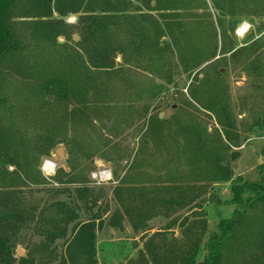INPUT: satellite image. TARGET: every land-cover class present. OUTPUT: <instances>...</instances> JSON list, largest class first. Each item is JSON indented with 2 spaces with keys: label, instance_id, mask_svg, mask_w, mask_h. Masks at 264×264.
<instances>
[{
  "label": "trees",
  "instance_id": "trees-1",
  "mask_svg": "<svg viewBox=\"0 0 264 264\" xmlns=\"http://www.w3.org/2000/svg\"><path fill=\"white\" fill-rule=\"evenodd\" d=\"M211 6L222 15L264 17V0H211ZM198 9H207L203 0L193 8L187 0H0V264H98L97 234L105 226L121 231L124 221L143 242L136 264H264V163L257 169V181L233 179L223 158L210 156L208 141L194 127L180 130L183 143L175 163L184 159L188 165L187 175L181 178L230 182V204L235 210L219 221L215 232H207L202 213L205 188L199 193L190 185L118 187L112 191L118 207L105 221L108 206L101 207L102 194L76 173L59 171L52 178L58 185L52 195L66 196L64 201L54 198L37 208L27 205L22 196L23 187L45 184L40 176L32 175L30 161L34 152L47 157L53 141L41 135L31 142L26 139L19 117L25 122L28 119L5 96L6 83L19 77L53 95L62 94L72 82L85 90L98 83L106 97L104 81L115 82L119 77L121 84L137 91L139 87L119 76L114 60L117 55L126 65L128 58L135 57L136 70L172 83L171 55L188 75L215 59L218 41L214 25L202 13L194 12ZM144 11L157 12L160 20ZM68 16L77 18L79 41L66 43L60 51L56 41ZM221 23L217 22L221 49L226 51V30ZM199 29L205 31L206 42L197 49L189 41ZM233 50L231 56L240 48ZM145 51L158 54V60L146 59ZM221 77L206 103L191 99L219 119L225 139L235 143L238 135ZM148 93L157 94L152 89ZM71 94L79 95L72 90ZM85 95L88 100L99 99L94 94ZM128 121L134 124L136 120ZM163 124L153 117L145 122L157 152L167 147L161 133ZM255 126L264 129V120H256ZM170 140L177 143L173 135ZM9 166L14 170L9 172ZM156 218L168 220L167 226L146 236L151 231L149 223ZM174 227L180 228L179 237L168 238L166 233ZM22 245L26 255L17 258L16 250Z\"/></svg>",
  "mask_w": 264,
  "mask_h": 264
},
{
  "label": "rangeland",
  "instance_id": "rangeland-1",
  "mask_svg": "<svg viewBox=\"0 0 264 264\" xmlns=\"http://www.w3.org/2000/svg\"><path fill=\"white\" fill-rule=\"evenodd\" d=\"M203 1L207 9L194 12L202 13V17L214 25L218 48L215 59L206 62L192 75L181 72L174 54L170 58L172 83L136 70L135 57L128 58L129 65H126L117 55L114 60L116 69L120 70L119 76L129 84L139 87L137 91L132 92V89L121 84L119 77L115 82L104 81L108 94L106 97L102 94L104 87L101 92L98 83L93 85L94 89L89 86V89L85 90L78 82H72L70 87L68 85L65 91L58 95L43 93L37 86H31L34 85L32 82L19 77L11 78V81L6 83L5 96L10 98L15 107L22 109L21 112L28 119L25 122L19 117V125L25 130L26 139L31 142L41 135L53 141V148L47 157L34 152L30 161L32 175L40 176L45 184L22 188V196L27 205L41 208L44 203H50L54 198L66 200V196L52 195V190L58 188L52 178L59 171H63L66 174L71 172L82 176L96 192L102 194L101 207L105 204L108 206L104 221L118 207L112 193L114 189L142 185L151 189L154 185L166 187L165 185L175 183L193 186L199 193H204L205 188L202 213L205 214L208 233L215 232L219 221L232 215L235 207L230 204V182L202 181L201 178L192 176L181 178L182 175H187L188 165L184 159H179V164H176L175 157L179 155L177 150L181 149L183 143L180 142V137H183L180 136V130L185 126L194 127L198 134L208 141L210 156L222 157V163L233 174V179L241 177L250 182L259 179L257 169L264 163V129L256 127L255 121L264 120V17L250 14L233 16L227 12L222 15L211 6V0ZM187 2L193 8L198 5L199 0ZM151 6H154V3H151ZM149 12L154 19L160 20L157 12ZM218 21L222 22L226 30V51L221 49V28L217 24ZM64 24L60 31L64 35L56 41L60 51H63L60 48L66 43L71 45L72 40L79 41V32L75 29L77 18L68 16ZM203 32L205 31L201 32L199 29L190 36L189 42L197 49L206 42ZM74 37L78 40H74ZM239 48L240 51L231 56L230 51ZM145 55L146 59L158 60V54L155 52L150 54L145 51ZM197 72L199 73L195 77ZM217 73L222 76L221 86L228 96V106L235 123L238 135V141L235 143H229L225 139L219 119L200 109L191 99L193 97L200 104L206 103L215 85L220 82ZM141 89L142 94L136 95ZM151 89L154 93H157L158 89L160 91L149 95L148 91ZM71 90L79 95L71 94ZM86 92L99 99L88 100ZM149 117L164 121V129L161 131L167 143L164 151L157 152L150 132L148 134L146 131L145 122ZM131 118L136 120L134 124L128 121ZM177 134L179 135L176 136ZM172 135L177 143L170 140ZM59 149L62 158L56 154ZM260 157L262 162H259ZM13 170L14 167H8L9 172ZM127 176L128 182L121 184V180ZM173 177L178 178V181H172ZM96 210L97 208H94V211ZM181 216H185V213ZM167 223L168 220L163 218L151 221V231L146 236L163 230ZM122 226L121 231L105 226V229L97 234L95 244L98 264L138 262L139 251L143 247L140 234L135 235L127 221H124ZM179 234V227H174L166 233L168 238L179 237ZM18 248L25 256V246Z\"/></svg>",
  "mask_w": 264,
  "mask_h": 264
},
{
  "label": "water",
  "instance_id": "water-1",
  "mask_svg": "<svg viewBox=\"0 0 264 264\" xmlns=\"http://www.w3.org/2000/svg\"><path fill=\"white\" fill-rule=\"evenodd\" d=\"M74 40H78V38L77 37H74ZM162 117V116H161ZM160 117V118H161ZM56 154H57V156L59 157V158H62L63 156H62V152H61V150L59 149V150H57V152H56ZM259 162H262V157H260L259 158ZM16 257H18V258H23L24 257V252L20 249V248H18L17 250H16Z\"/></svg>",
  "mask_w": 264,
  "mask_h": 264
},
{
  "label": "bare ground",
  "instance_id": "bare-ground-1",
  "mask_svg": "<svg viewBox=\"0 0 264 264\" xmlns=\"http://www.w3.org/2000/svg\"><path fill=\"white\" fill-rule=\"evenodd\" d=\"M241 32V31H240Z\"/></svg>",
  "mask_w": 264,
  "mask_h": 264
}]
</instances>
